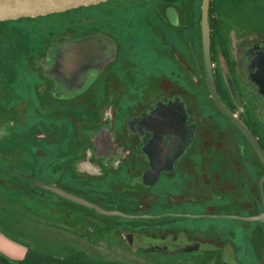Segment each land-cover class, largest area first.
Segmentation results:
<instances>
[{
	"label": "rangeland",
	"instance_id": "1",
	"mask_svg": "<svg viewBox=\"0 0 264 264\" xmlns=\"http://www.w3.org/2000/svg\"><path fill=\"white\" fill-rule=\"evenodd\" d=\"M254 3L249 13L224 9L232 25L230 43L242 97L234 90L218 46L212 62L215 78L230 90L235 106L231 110L246 118V108L251 107L264 125V89L257 86L260 73L255 67L264 55V0ZM201 6L202 0H108L37 24L29 19L3 26L0 60L9 62H0V231L29 243L38 253L54 251L70 264L232 262L221 249L177 250L171 243L174 248L146 247L152 252H143L136 244L145 248L144 242L154 239H116L132 230L147 236L157 233L173 243L227 244L240 263L264 264V220L249 219L264 210V164L210 95ZM170 8L176 11L177 23L168 16ZM62 32L100 39L97 98L92 92L74 99L54 96L45 54L39 52H44V39ZM94 135H100V145ZM26 149H32L33 157L24 167ZM68 150L76 153H65ZM213 150L216 169L210 168ZM154 162L159 168L151 174ZM77 165L92 172L80 174ZM223 166L228 168V186L214 190L210 177L215 180L213 172L218 171L215 181H223ZM214 192L226 194L223 203L214 199ZM14 195L23 205L34 200L37 213L13 201ZM213 211L239 218L212 217ZM200 212L205 218L194 217ZM33 213L38 216L34 222ZM71 215L87 218L96 230H89L90 240L60 232L65 227L61 221ZM95 216L100 221L91 220ZM208 218L213 222L201 225V231L211 226L204 237L180 229ZM52 224L62 227L53 229ZM216 234L218 240L213 239Z\"/></svg>",
	"mask_w": 264,
	"mask_h": 264
},
{
	"label": "crops",
	"instance_id": "2",
	"mask_svg": "<svg viewBox=\"0 0 264 264\" xmlns=\"http://www.w3.org/2000/svg\"><path fill=\"white\" fill-rule=\"evenodd\" d=\"M71 12H72V10H71ZM53 16H57L59 18L60 14H51V15H47V16H39V17L30 19V20H34L35 23L37 24L39 21H36V20H39V19L43 20L45 18L47 19L48 17H53ZM24 20H29V19H24ZM16 21H21V20H16ZM89 36L90 35L88 34V35H79L76 37L71 35V37H70V36H67V34L65 36V33L62 32V33L58 34L57 36H55L54 38L44 39L45 40L44 41V52L40 51L39 53L45 54L44 65L48 71V74L53 78L52 81L54 82V87H53L52 91H53V94L57 93L56 94L57 96L54 94L55 97H59V98L64 97L65 99H68V98L74 99V98H78L79 96H81L80 94L85 93V95H87V93L92 92V93L96 94L95 97L97 98L98 93H100V91L97 88V83L100 80V69H99L100 68V59L98 58V55L96 54L98 47H100V44H98L100 39H98L97 41L93 38L87 39V37H89ZM98 38H100V37H98ZM28 54L29 53L26 52L25 56L27 57L26 59H28V64H29L30 59H29ZM5 61L9 62V60H4V59L0 60L1 63L5 62ZM88 78H95V80L92 79L91 84H90V82H88L87 86H86L85 82L88 80ZM88 84H90V85H88ZM79 85H83V86H79ZM37 86H38L37 83H33L32 89H36ZM36 99L38 101V96L36 97ZM80 99H83V97ZM94 137H95L94 143L96 144V146H97V144L100 145V135H98V136L94 135ZM29 143L30 142H28V144ZM32 143H34V142H32ZM25 145H24V148H25ZM99 151H100V146L97 147L96 153L98 154ZM71 152H74V151L68 150L65 153L70 154ZM80 152H83V151H80ZM25 153H26V160L23 163H21V165H23L24 167H27V165H26L27 159L29 160V159H32V157H33L32 149L29 152H27V149H26ZM74 153H76V152H74ZM27 154H28V156H27ZM56 156H58V154H56ZM76 168H77V172L80 174H86V173L92 172V170H88V169L83 171L84 169L81 170V168L78 165ZM31 171H33V169H31ZM73 177H75V176H73ZM76 178L78 179V177H76ZM12 199H13V201L19 202V204H21L22 206L32 207L31 208L32 212L37 213V210H35L33 207L34 206V204H33L34 200H31L32 201L31 203L29 202L26 205H23L21 198L14 195L12 197ZM193 202L195 203L196 201H193ZM203 204L204 203H199V204H197V206H205ZM246 205H248V204H246ZM263 211L264 210H261V212H263ZM213 212L212 213L210 212L211 216L216 217L215 214H217V211L214 213ZM261 212H258V213H261ZM228 213H231V212H228ZM204 214H205V212H200V214L194 215V217L195 218H200V217L205 218V217H203ZM218 214H219V215H217L218 217H222V218L229 217L227 215H224V216L221 215L220 212ZM187 215L190 216L191 214L187 213ZM32 216H33L32 221L34 222L35 219L38 218V216H36L34 213L32 214ZM73 216L71 215L70 219H68V217H67V219L65 221H61L65 227L63 229L64 231L60 230V232L63 234H66V235L69 233L73 237L74 236L79 237V238L84 237L85 239L90 240V238L92 236L90 237L88 235L89 230L92 231L95 229L90 227V224H88L89 222L87 221V218L84 219L83 216H81V215H80V218L77 216L75 218ZM158 216H160V215L158 214ZM150 217H152V216H150ZM131 218L132 217H129V219H131ZM92 219L100 221L99 216H95V218L91 217V220ZM205 220H208L209 222H213V221H210L211 220L210 218L200 219L196 226L189 227V228L180 227V229L189 230V231L190 230L197 231V232H199L198 235L200 237H204L206 235V233L210 232V228H211V226H208L207 228H205L206 229L205 231H201V230H203L201 225L205 222ZM91 224H94V223H91ZM51 227L53 229H56L59 227L61 228L62 226L58 227L57 225L52 224ZM150 227L153 228V225H151ZM138 232L139 231H136V230L126 231V233H124L123 236H118V238H116V239H119V241H120L122 237H128V239L132 241L133 237H136V236L140 239L152 238L155 240V239L162 238L161 236L156 235L157 233H153V234L151 233V234H149V236H147L146 234H142V233L139 234ZM141 232H144V231H141ZM217 234L220 235L219 233H217ZM217 234L214 235V238H213L214 240L217 238V236H218ZM95 236H96V238L99 237L98 234H96ZM123 240H124V238H123ZM162 240L168 241L170 239H168L167 237H164V238H162ZM216 240H218V238ZM211 244L215 245L216 243H214L212 241L209 243V245H211ZM216 245H217V247H219L222 250L223 254L228 255V261H231V259H232V262H230V264H247L244 262L240 263V261L237 260L235 254H234L235 252H234L233 247L228 248L227 244L222 245V243H218ZM35 246H38V245H35ZM136 247L138 249H141L143 252H152V251H149L146 248V246L144 248L141 245L136 244ZM36 251L37 250H35L34 247L31 246L29 243H25L22 241L20 242V241H17L15 239H12L8 234L6 235L4 232L0 231V253L4 254L8 258H10L12 260H21V259H24L26 257L27 253L36 252ZM39 252L59 257L57 254L54 253V251H51V250H41V251L39 250ZM156 254H158V253H156ZM216 254L218 255L219 251L216 252ZM217 255H216V257H217ZM233 256H235V257H233ZM234 259L236 260V262ZM85 264H95V263L86 261ZM100 264H118V263L100 262ZM150 264H155V263L151 262Z\"/></svg>",
	"mask_w": 264,
	"mask_h": 264
},
{
	"label": "water",
	"instance_id": "3",
	"mask_svg": "<svg viewBox=\"0 0 264 264\" xmlns=\"http://www.w3.org/2000/svg\"><path fill=\"white\" fill-rule=\"evenodd\" d=\"M108 0H0V22L9 20H18L22 18H36L39 16H47L55 13H62L72 9H78L83 7H89L98 5ZM211 0H202L201 6V35H202V47H203V59L205 78L211 97L219 110L230 118L247 139L252 144L256 153L264 164V148L261 146L258 138L250 129V127L238 117L222 100L220 97L215 73L213 69L212 53H211V35L209 28V7ZM168 16L170 19L176 21V11L173 8L168 9ZM263 81H262V80ZM258 82L264 88V74L260 76ZM54 191L69 196L58 188H53ZM251 220H264V213L249 217ZM173 244L176 248L171 246ZM161 244V245H159ZM144 245L156 250L164 249L168 246L177 250H190V249H203L208 248L205 244H196L194 242L186 243H173L172 241H145Z\"/></svg>",
	"mask_w": 264,
	"mask_h": 264
},
{
	"label": "trees",
	"instance_id": "4",
	"mask_svg": "<svg viewBox=\"0 0 264 264\" xmlns=\"http://www.w3.org/2000/svg\"><path fill=\"white\" fill-rule=\"evenodd\" d=\"M254 2L255 0H211L209 7V27L212 34V43H211L212 57L214 56L216 46H218L221 50V54L225 60L226 66L233 81L234 90L236 91L239 97L243 96V88L237 69V61L231 49L230 29L232 25H230L231 22H226L227 20H225L224 9L241 8L244 9L246 13H249V11L253 9V6L254 5L256 6V3ZM83 8H88V7H83ZM24 19H33V18H22L18 20H24ZM10 21H16V20L0 22V36L3 35L4 33L2 29L3 26ZM174 23H177V21ZM216 84L220 97L222 98L223 102L230 109L235 110V106L233 104V98L231 96L230 90H228V88L223 84L221 79L217 77H216ZM241 119L250 127L253 133L260 138V142L264 147V125L261 123L260 119L258 118L256 113L251 109V107L247 106L246 118L242 117ZM0 264H70V263H68L66 260H63L61 258L52 255L42 254L37 252H29L27 253L26 257L21 260H12L7 256H5L4 254L0 253ZM79 264H85V263H79Z\"/></svg>",
	"mask_w": 264,
	"mask_h": 264
},
{
	"label": "flooded vegetation",
	"instance_id": "5",
	"mask_svg": "<svg viewBox=\"0 0 264 264\" xmlns=\"http://www.w3.org/2000/svg\"><path fill=\"white\" fill-rule=\"evenodd\" d=\"M256 71H257V73L259 72L260 74V76H261V74H264V55H261V57L259 58V60L256 62ZM256 71H255V73H256ZM258 75V78H260V76ZM262 80V79H261ZM263 81V80H262ZM258 87H259V89L262 91V88H263V86L261 85V87L259 86V85H257ZM264 89V88H263ZM245 136V135H244ZM246 137V136H245ZM257 138H258V140H259V142H260V138L258 137V136H256ZM247 138V137H246ZM248 140V139H247ZM249 141V140H248ZM250 142V141H249ZM260 144H261V146L263 147V145H262V143L260 142ZM264 148V147H263ZM216 150H213V153L210 155V157L212 158V160H211V163L212 164H210V168H211V165H213V168L214 169H216V161H215V154L214 153H216L215 152ZM97 156H98V158H99V161H100V151L98 152V154H97ZM262 161V160H261ZM225 163V162H224ZM263 163V162H262ZM158 163L157 162H154V164L152 163V169H150V171H151V174L153 173V172H155L156 171V169L158 170V166L159 165H157ZM98 166H99V169H100V164H98ZM228 168H227V166H223L222 167V173L226 176V177H224L223 178V181H215L217 178H218V171L217 172H213V175H214V178H215V180H213V181H211V177H210V180H209V183H211L212 184V188L214 189V190H216V188H217V185H221V184H223L224 185V187L226 188L227 186H228V181H226L227 179H228V176H227V172H224V171H226ZM149 171V172H150ZM223 176V175H222ZM222 185V186H223ZM214 194H215V196L216 197H214V199L216 200V201H222L221 203H223L224 202V197H226V194H224V196L222 195V194H218V193H216V192H214ZM212 197H213V195H212ZM219 197V198H218ZM221 203H219V204H214V205H216V206H220V204ZM226 203V202H225ZM214 212H216V211H214ZM213 212V213H214ZM219 212H217V214H215L216 216L217 215H219L218 214ZM222 212H220V214H221ZM262 213H264V212H261V213H258L257 215H260V214H262ZM222 215V214H221ZM256 215V216H257ZM227 216H232V217H235V218H239V216H233V215H227ZM208 247H210V248H212V249H215V250H218V249H220L219 247H217V245L215 244H211V245H208ZM206 249H208V248H206ZM212 249H208V250H212Z\"/></svg>",
	"mask_w": 264,
	"mask_h": 264
}]
</instances>
